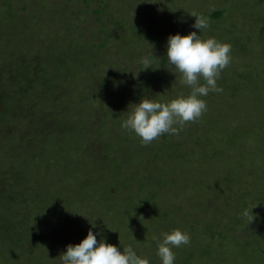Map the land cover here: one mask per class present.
<instances>
[{
  "label": "rangeland",
  "instance_id": "obj_1",
  "mask_svg": "<svg viewBox=\"0 0 264 264\" xmlns=\"http://www.w3.org/2000/svg\"><path fill=\"white\" fill-rule=\"evenodd\" d=\"M191 12L231 44L223 91L144 145L121 121L189 94L166 43L199 34ZM0 91V264H62L93 223L150 264L176 228L175 264H264V0H0Z\"/></svg>",
  "mask_w": 264,
  "mask_h": 264
},
{
  "label": "clouds",
  "instance_id": "obj_2",
  "mask_svg": "<svg viewBox=\"0 0 264 264\" xmlns=\"http://www.w3.org/2000/svg\"><path fill=\"white\" fill-rule=\"evenodd\" d=\"M190 14L196 18L192 28L199 30V34L195 30L186 35L177 32L170 34L166 43L168 68L175 70H171L176 76L175 81L179 79L180 84L190 88L189 94L167 101L144 96L138 103L130 104L126 117L121 121V128L133 132L144 145L165 133L178 134L185 123L197 120L207 110L203 97L210 92L223 91L217 80L231 63V44L215 37L204 38L202 33L209 28V17L196 12ZM140 63L146 70L151 67V58L141 57ZM244 215H249L247 210ZM98 236L101 237L99 241ZM154 239L161 264H175L173 249L189 244L191 237L186 231L176 228ZM119 245L122 249L108 243L93 223L86 237L77 244H68L59 257L62 264H150L131 245L124 246L120 241Z\"/></svg>",
  "mask_w": 264,
  "mask_h": 264
},
{
  "label": "trees",
  "instance_id": "obj_3",
  "mask_svg": "<svg viewBox=\"0 0 264 264\" xmlns=\"http://www.w3.org/2000/svg\"><path fill=\"white\" fill-rule=\"evenodd\" d=\"M213 16L215 17V18H219L220 16H221V13L220 12H215L214 14H213ZM1 93H7V94H1ZM11 94L13 93V91H11L10 92ZM9 93V91H0V99H2L3 100V98L4 97H8V99L11 97V94ZM17 93H20V92H17ZM5 100H7V99H5ZM10 197H8V199H9ZM7 199V200H8ZM11 199V198H10ZM4 200H6V198H4ZM241 200V199H240ZM10 202H13V201H10ZM153 206L154 207H156V205L155 204H153ZM147 209H151L150 207H148ZM33 236V235H32ZM37 238H35L33 241H32V239L33 238H28L27 236L25 237V239L26 240H23V238L20 240V242L19 243H23V245L21 246L22 247V249H24V248H30V250L33 252L34 251V249H35V247H37V245H38V243L40 242V233H39V235H37L36 236ZM28 239L30 240V241H28ZM34 242V246L32 245V243ZM27 246V247H25V245Z\"/></svg>",
  "mask_w": 264,
  "mask_h": 264
}]
</instances>
